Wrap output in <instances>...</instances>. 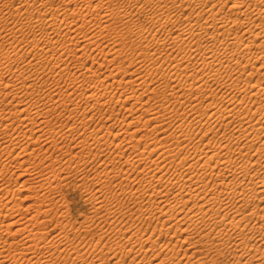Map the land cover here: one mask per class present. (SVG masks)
I'll return each mask as SVG.
<instances>
[{
    "label": "bare ground",
    "instance_id": "1",
    "mask_svg": "<svg viewBox=\"0 0 264 264\" xmlns=\"http://www.w3.org/2000/svg\"><path fill=\"white\" fill-rule=\"evenodd\" d=\"M114 1L0 0V104L15 105H0V177L23 170L21 187L13 184L20 177L0 180V264H69L80 254H62L75 226L52 233L56 245L42 229L51 216L60 223L50 194L68 185L71 171L63 175L69 166H62L86 152L108 164L111 155L123 166L105 165L81 181L101 191L113 176L129 180L120 190L136 200L138 189L145 193L143 214L156 218L149 234L118 228L109 255L96 264H108L109 256L122 264L124 255L127 264H264V206H250L256 196L264 199V0H126L124 8ZM89 23L93 33L84 30ZM126 49L130 64L117 58L102 77L106 60ZM127 64L135 67L129 71ZM162 68L166 74L158 73ZM256 73L262 80L253 82ZM129 100L119 116L115 106ZM145 128L153 134L138 137ZM32 144L44 152L24 167ZM88 161L81 158L72 169ZM32 179L36 185H29ZM24 189L43 197L38 203L29 194V215L16 200ZM102 204L97 201L95 215L104 212ZM12 230L20 237L10 242L3 235ZM179 231L187 235L178 237ZM183 243L189 245L180 254ZM205 246L213 254L203 256ZM221 246L229 262L218 260Z\"/></svg>",
    "mask_w": 264,
    "mask_h": 264
},
{
    "label": "rangeland",
    "instance_id": "2",
    "mask_svg": "<svg viewBox=\"0 0 264 264\" xmlns=\"http://www.w3.org/2000/svg\"><path fill=\"white\" fill-rule=\"evenodd\" d=\"M125 1L126 0H117V2H116V0H115L114 3H117L122 8H124L125 4H127ZM232 1L233 0H227V4H231ZM74 4H75V2L71 3V5H74ZM188 12H189L188 10L185 11V14L183 15L182 19L185 17V15ZM140 21L143 24H146V22H147L144 19V17L143 18L141 17ZM91 25L93 26V24H90V23L87 24L86 26H88V27L85 29V27H86L85 26L84 30L85 31L87 30V32L89 31V33L90 32L93 33V30L96 31L95 30V26L92 27ZM20 38H22V37H20ZM102 38L104 39L105 37H101L100 39H98V45L101 48L103 46H101L100 44L104 41ZM99 41H100V43H99ZM106 44L107 43H105V45ZM96 46H97V44H96ZM100 47H99V49H100ZM115 51H117V50H115ZM95 52L98 55L99 61L100 62L103 61L104 60V56L98 52V49L95 50ZM119 53H121V54H119ZM119 53H118L119 56L116 57V59L114 60L115 63H114V61L108 63V61L106 60V62L104 63V66H102V69H101V76L102 77L108 72V68H107L108 65L111 68L112 64L113 65L118 64L119 61H121L119 63H123V60L125 61L124 62L125 64L126 63L130 64V62L132 60L129 61V59L132 58L131 57L132 51L130 50V52H129V50L126 49L125 52L123 51V53H122V51H121ZM109 57H111V56H108L107 58H109ZM126 57L129 58V59L127 60ZM117 58L119 59V61H118ZM98 62L96 61V66H98V64H99ZM138 62H140V61H138ZM129 64H127L128 66L125 65V67H127L128 69L130 68L129 69V71H130L135 66L129 65ZM146 70H147V68L145 67V71ZM158 71H156V72H158L159 74H162V73L166 74L167 73V70H165V68H162V69H160ZM258 78H260V80H262V76L259 73H256L255 76L252 77V78H250V76H249V79L253 80V82H255ZM194 93H195V91H194ZM149 94H147V96H142V98H144V100H147ZM6 101H8V100H5V101L1 100L2 103L0 105L3 106V107H7L8 109L15 107V105L12 102H10V104H9V101L7 102V104H6L7 106H6L5 105ZM3 103H4L5 106L3 105ZM131 103H133V100L127 101L126 104L118 103L115 106V111L119 114V116H121L123 114H126V112H125L126 110H125L124 106H129ZM9 106H10V108H9ZM180 111H182V109H180ZM140 112L141 111H139V110L131 112L132 115L128 116V118L132 119L134 116H137ZM142 115H143L142 120L147 117L145 114H142ZM188 120H189V117L187 118V121ZM136 124H138V123H136ZM136 124H134L133 126L136 127L135 126ZM139 124L142 125V123H139ZM148 128L151 129L150 126H148ZM224 128L225 127H222V129H224ZM189 129H191V128L188 125H186V130L189 131ZM116 130H117V128L114 131H116ZM145 130H146V132L148 131L147 128H145L144 131H141V132L138 133V137H140L142 134H144ZM192 131H193V129L190 130V132H192ZM149 134H153V132L150 131ZM158 136H160V135H158ZM120 140H122V137H118V139H116V141H120ZM57 141H58V139H57ZM68 143H69V141L67 142V144ZM31 146L32 147L35 146L34 147L35 149H33V148L30 149L29 148V150H28L29 156L28 157L30 159L29 158L26 159L27 157H25V160L27 162L25 161L26 163L24 164V167H25V165H28V164H29L28 166H31L32 162H34V160H35L34 158L37 155H40V154H42L44 152V150L41 149V146L39 144H32V145H30V147ZM79 150H80L79 148H74L71 151L73 153H75V152H77ZM48 152H49L51 158H56L57 157V152L55 150L48 151ZM128 153L129 152L126 151L125 155H127ZM14 155H15V152H14ZM107 157H109L108 161H109L110 165L105 160H102V159L99 160V158H94V153H92V152H86L82 156L73 157L72 161L70 163L64 164L62 166V167L69 166L68 169H66L65 171L62 172L63 175L65 174V176H66V175H68L70 173L69 171H71V173H70L71 175L69 174L68 175L69 177L66 176L67 179H66V181L64 180L65 182L68 183V185H64L63 187H61L59 189H56L55 191L51 192V194H50V195L53 194L52 195L53 196V200L55 202V207L57 208L56 209L57 210L56 218L60 220V223H58L56 219H55L56 222L54 221L55 222L54 223L52 221L53 219L52 220L50 219V218L53 217V216H51L48 219V220H50V222H47V225L45 226V228H47V229L45 230L43 228L42 231L49 232V237H48L47 241L49 242L50 245H56V244H58V242H57L56 239H52L51 238L52 235L54 236V234H52V233L59 234V230L62 229L63 227H67L69 229L71 226H75V228L72 231V235H71V237L74 238V240H71L70 245L67 247V249H65L62 252V254L63 255H69L68 254V250H76V251L80 252V254L79 255H75V256L71 255V258H74V259H71L69 264H73V263L74 264H96L99 260L103 261V259H102L103 256L104 255H106V256L109 255V247L112 245V240H113L114 234L117 233V232H121L120 229H122V231H124V230L127 231V233H129V234H131L133 231H134V233L136 231V234L137 233L141 234L143 232H144V234L145 233L149 234L151 232V229L153 228L152 224H154V222H156V218L148 217V214H146V213L143 214V212H145L144 209H145V206H146V203H147L146 199H145L146 198V194L145 193H143L141 190L138 189V200H136L135 197L131 196V194L129 192H127L126 190H124V191L120 190L121 189V184H123L125 186V188H126L129 183H132L131 181H129V180H124L123 181L122 178H115L113 176L114 178L113 177L112 178H108L105 186H103V189L102 190L100 189L101 191H98V189H97L98 186L93 184V181L88 180V179H86L87 181H85V180L81 181V177L83 175H86V177H87V175H91L92 176V175H94L95 170H97V169L100 170L105 165H109V166L113 167L112 166V164H113L116 167V169H120V167L123 166V163L118 162L117 160L116 161L109 160V159H112L113 156H111V155L108 156V154H107ZM81 158L89 159V161L86 162V163L80 162L79 166H76L75 169L73 170L72 166L75 165V162L80 160ZM103 158H105V157H103ZM18 160L21 161L22 159L16 157L14 162H16ZM100 161H101V163L102 162L103 163L101 164ZM61 164H62V159L57 164L58 169H60L59 166ZM36 166L30 167V169L32 168L31 170L34 171V170H36ZM83 167H85V169H82ZM26 168H27V166H26ZM33 168H35V169H33ZM17 169H18V171H17ZM17 169H14V170H11V169L8 170L7 169L6 172L7 171L8 172L7 173L4 172L3 173L4 175H1L3 178L0 177V180L2 181L4 178H6L5 180L9 179L10 183H12L11 181L14 182L17 178L20 177L19 178V182L18 183L14 182L13 184H14V187H16V188L21 187V184H19V183H21L20 181L22 180L23 177L22 176L18 177V174H19V172L22 173L23 170L20 169V168H17ZM36 171L32 172V173H34L36 175ZM9 180L6 181V182H9ZM36 180H38V179H36ZM33 181H34V179H32V183H30L29 185L34 184ZM121 181H123V182H121ZM2 182H5V181H2ZM2 182H0V183H2ZM82 182L83 183L85 182L84 183L85 185L81 184ZM100 182H102V180ZM118 184H120V186ZM34 185H36V183ZM138 185H139V174H138ZM31 186H33V185H31ZM38 186L39 185L34 186L33 188L31 187V188L35 189ZM27 190L28 189H24V191H20V194L16 196L17 202H19V203L21 202L22 206H24L21 209H19L21 211V214H23V215H29L30 213H33L34 208H29L28 207L29 205H27L30 202L34 203L33 199L36 200V199L39 198L38 200H36L38 203L41 202V199H43L42 195L38 196L37 195L38 192H34V190H32V192L34 194L36 193L34 198L29 196V194H33V193L31 191H27ZM37 191H39V188H38ZM25 196H26V198H27V196H29L31 199L28 197L29 199L28 198L25 199L26 201L22 200V198L25 197ZM93 196H95V197H93ZM40 197H41V199H40ZM95 198H97V199H95ZM98 198H100V199H98ZM63 200H64V203H63ZM99 200H100L101 204L103 203L101 209H103L102 212L103 211L104 212L101 213V214L98 213L97 215L100 214L101 216L100 215L99 216L95 215V213H96V211H95L96 207L95 206L97 205V201H99ZM101 200H102V202H101ZM252 200H253L252 201L253 203L250 206L254 207L255 206L254 203H256V204L259 203L261 206H264V199L261 200V198L259 196H256ZM104 202H106V203H104ZM135 202H138V203L136 204ZM106 204L108 206H106ZM134 204H136V205H134ZM103 205H105L104 208H103ZM25 206H27V207H25ZM105 207H107V208L108 207H110V208L112 207L114 213L112 212V208L111 209L108 208L109 209V211H108V209H106ZM116 208H117V210H116ZM129 208H131V209H129ZM19 210L16 211V213L18 212L19 215H21ZM110 210H111L112 214H108V215L102 216L106 212H110ZM130 210H132L134 213L132 211H130ZM62 214H65V216H62ZM132 215H134V216H132ZM86 220H88L90 222V226H87V225L83 226L82 225V222L86 221ZM150 222H152V224ZM52 223H54V224H52ZM148 224H150L151 226L148 225ZM55 226L56 227L59 226V227L56 228ZM147 226L150 228V232H149V228H147ZM48 227H49V229H48ZM120 227H122V228H120ZM124 227L126 229H123ZM5 228L8 229V226H6ZM55 228L58 230V232H56ZM58 228H60V229H58ZM118 228H120V229H118ZM11 229L15 230L13 227ZM145 229H147L148 232ZM9 230L10 229H8L6 231H9ZM13 230H12L11 234L10 233H6V234L4 233V235H3L4 238L5 239L7 238L8 240L10 239L11 241H13V239H15V240L17 239L18 240V238L20 237V234L14 235L15 233H14ZM130 231H132V232L130 233ZM139 231H140V233H139ZM12 233H14V234L12 235ZM186 235H187L186 233H183L182 231H179V236L178 237H184ZM21 236H23V235H21ZM22 238L23 237H21L20 240ZM163 238L164 239L170 238V235H168L166 233V234H164ZM15 240H14V242H16ZM253 243H255L256 246L263 248V246H261V242H253ZM181 245L182 244L179 245L178 249L180 248ZM188 245H189L188 243H185V244L183 243V249L180 250V254L183 253V250L185 248H187ZM218 248L221 250V252L223 251L225 253L224 256H219L217 254L218 260L220 262H229L231 260V254H230L229 250L227 248L223 247V246L218 247ZM201 249L203 251H206V253H208V254H206L204 252L203 256L204 255L208 256L209 254H213L212 251L207 249L206 246L201 248ZM121 254L122 253L120 252L119 256ZM189 254H190V250H189ZM123 258H124L125 261L122 264H127V261H128L129 258L126 257L125 255L123 256ZM108 260H109L108 264H112L113 261H115L116 259H110V256H109ZM212 262L207 259L205 264H207V263L211 264ZM55 264H64V261H62L61 259H56L55 260ZM212 264H215V263L213 262Z\"/></svg>",
    "mask_w": 264,
    "mask_h": 264
}]
</instances>
